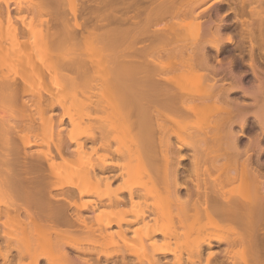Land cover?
Instances as JSON below:
<instances>
[{
    "label": "bare ground",
    "instance_id": "6f19581e",
    "mask_svg": "<svg viewBox=\"0 0 264 264\" xmlns=\"http://www.w3.org/2000/svg\"><path fill=\"white\" fill-rule=\"evenodd\" d=\"M201 1L203 2V0H198V3L197 1L196 3L193 1V5L192 3H189V5H187L188 3L182 5L181 2H183V0H148V2H146L149 4L146 3L147 5H139V3H142L140 2V0L139 3L138 0H85V2L83 0V2L81 1L80 5H78L77 2V4H72V7H69V14H66L64 8L65 3L63 1L62 2L64 4L57 0H50V3H47L48 5L43 3L44 5H46V7L48 6L47 11L50 10V13L52 12L51 14L53 15L50 19H48V21L51 20L50 24H48V29H50L55 34V36L53 37V39H51L52 35L50 39L45 36L48 41L52 40L54 43L57 42V45H59L61 42H63V44H65V42H75L79 36L78 34L82 33L84 35V39L88 42H90L89 39H91L92 42L93 37L94 39L96 37L97 40L98 37H106V41L108 40L109 44L116 45L120 44L121 42H125L128 45V49L124 48V51L122 52L120 49L119 54L117 51L115 52L117 53L115 55L118 56L117 59L115 58L116 62H114L115 65L113 66L115 68V70H113V73L116 72V75L113 74L115 76L114 78L113 75L108 73L101 78H98L101 79L99 81H97V79L95 78V81H93V78H88V80H85L87 79L86 73L89 70H87V68H89L90 66L88 65L89 67H86V64L85 66H83L84 69L82 70L81 66L84 65V63L82 64V61H84L82 60L83 53L81 54V52H78L77 50L75 52L72 51L69 54H67L68 52L65 54H59V57L62 60V63H60L64 68H70L69 70H71L72 65L74 64L73 67H77L78 70L75 71V75H78L79 78L83 77L84 81L82 80V82H79V84H77L78 86L80 85L78 87L80 97L79 99L77 98V101H79V103H77L75 99L72 100L73 103L74 101H76L75 103H77L81 107H87V112H85L86 108H82L85 115L79 117V119L82 118L80 121H84L85 117H89L91 115V111H97L105 107L108 104V101H113V99L122 100V107L125 105V107H127L130 111L132 110L131 113L133 112L136 115H134L132 118L129 117L128 120L126 119L125 126L130 129H136L138 134L141 135L137 136L136 133V136L142 140L141 143L145 144L146 148L150 149L148 150L145 148L146 150H148L147 155L145 154L146 157L138 159V165L149 169L153 168L154 170H156V172L158 171V174L160 172L159 175L161 176L158 178L163 179L162 181H160L161 188H152L151 192L149 188H144L143 190H138V192H136L137 189L136 191H134L130 187V189L126 190V196L118 194H115L113 196L101 194L100 187L102 186V184L105 185V187L107 186V188L110 187L112 182L117 179L118 176L120 177L121 175H123L124 172L122 170L120 172H116V170L120 166H122V164H120L114 158L115 154L117 155L119 152L118 150L111 149L109 140L105 137H102L103 133L108 131V129L110 128L109 124H99L97 126L98 133H91L82 140H77L78 138L68 133L66 134L67 138L65 139L59 134L58 141L55 143L56 154L58 158L65 162V164H67L68 166L72 165V171L66 179L61 180L60 177L64 174L61 171L58 172L57 166L60 162L55 161V159L49 161L47 163V167L44 165L42 166L43 162L40 156L35 153H29L25 150L26 147L32 146L34 142H31L26 138L24 139L25 133L22 134L21 132L25 131L26 129L29 131L32 130L34 118H36L33 114L28 113V110H32V107L33 109H35L37 115H39V118L43 116L45 118L46 116L44 115V112L53 109L54 104L56 105V102L55 100L50 98V92H52V97L55 92H48L49 90H46V95L45 90H43L46 97L43 95H40L43 96L40 97L38 95L40 93L37 92L35 94V98H33L35 95H33V97H25L26 94L30 95L31 93L29 90L24 88V84L25 86H27L26 83L29 81V78H27L26 76V78L21 77V81L19 82L20 78L15 80L14 78L9 77L10 71L12 70V68H15L14 66L17 65L16 63L19 64L25 61L28 64L30 63V65L32 66L35 65V62L32 58H28V60H25L23 51L21 50L18 52L16 59H14L16 61L13 60L12 63L0 65V189L2 190L4 195H0L3 198V202L0 198V237L6 236V230H4V227H7L6 225H8V223L16 222L22 226V232H24V234L28 237L30 234L32 235L34 233L36 235H44L45 237H47L50 243L52 242V245L50 244V247L52 246L55 252L60 256V258L62 257V259L67 262H64L63 264H100L101 262H99V259L101 256H104L106 259L112 256V253L110 254V252H105V250H96V244L98 243L99 245L100 238L102 239L108 236V233L105 231V229L113 225L121 228L122 223H125V230L119 231L122 234V232L129 230V226L131 224L138 223L140 220H145L143 225H139L132 230L133 235L135 234L139 237L153 239L155 235L162 234L164 238L161 239L162 242H160L161 240L159 241V243H157L156 240L150 242L152 246H155V248H153L152 256H147V261H149L150 264H164L165 262H160V257L156 258L153 255L158 254L161 256H165L168 253H173L174 249H171L170 243L168 242V237L172 235V238H175L176 235L179 236L180 234L179 232L175 231L177 229L175 228L176 225L175 227H172L173 229L175 228L174 232L173 230L171 231L172 228H170L169 231L171 233L168 234L166 233L167 231L164 228V230L162 229L163 226H161L160 224L157 225L158 223H156L158 221L156 219H158L157 217L160 212L164 214L169 211L174 212V215L176 213L177 219L175 217L174 218L177 220L176 224H179V226L181 225L180 229H182L183 226H188H185V224L189 222V219H192V222L197 221V223L195 222L194 225L195 227L197 224V228L195 229L193 227L191 229H195V232L197 234L193 230L192 232L198 235L197 238H199V242L197 241V244L195 242V246L193 245L192 247H188V249H186L187 259L191 263H200L201 256L203 255L205 249H207V256L205 258L204 264H221L220 261L218 262L216 260L217 253L210 249L214 245L225 242L226 246L228 245L229 248L231 246H233L234 248V245H236L237 247L239 246L243 254V258L240 257L242 259V264H264V174L260 172V169H258L257 166L253 165L251 160V153L249 152V147L251 149V146L257 144V142H254V144L252 143L251 145V139H249V144L245 148L242 149L238 146V137L243 134V129L246 126V108L242 103L240 104L239 101H230L228 100L229 98L227 99L224 97L223 92H225V90H227L228 88H226L224 86L225 84L219 82V79L216 78L215 75L217 69L209 64L208 61L210 59L205 51L206 45L209 44L211 48L215 50L216 53H218L221 50L223 43L232 42L233 37L231 35H227L225 37L223 36L224 38H222L221 25L218 23L216 24V26L213 25L214 27H211L210 25L213 24V22L210 20L208 21L209 25L205 26L208 27L205 29L207 33L204 30L206 34L204 36L203 43L199 42L200 47L199 45L197 46V52H194L196 48L194 47V45L192 46L195 48L193 52L196 54L195 57L192 56L191 60H193V57L195 59L197 55V67L203 65V69L206 70L204 76L206 79V83L204 84L205 81L203 82V89L199 92H196V95L199 96V98H202L200 99L201 101L203 99H208V103L212 102V100L219 101L220 105H218V110L220 111H218L219 113L214 119L213 124L211 123L210 125V127L212 128V136L209 135L208 132L204 133L202 141H197L196 139H194L196 141L191 140L190 144L192 145V148L194 150L195 148H197L198 151L201 143L205 144L204 141L206 139H211L212 141V139H214V135H216L215 139H223L222 141H225V146L223 145V148H219L220 146L217 148V146H215V148L217 149H215L214 151L213 149L212 151H208L207 153H205L206 157L205 155L201 156L202 159L196 157L197 155H194V162L190 164V167H188L190 173H188V176H190L189 180L193 182L192 186H194V188L187 187L186 183L184 182V184L182 182L183 178H181L182 175L185 176V174H182L181 170L184 168L186 170L187 167H183L181 165L180 160L182 159V157L179 158L178 156L181 155L177 154L179 153V150H181L183 146H185V144L182 143L176 147V155L171 154V149L173 147L171 145L172 138L169 129L167 130L168 126L165 124L164 119L169 118L170 122L173 123L177 120H175L176 118H171L172 115L178 117L179 119L186 118L187 113L190 112L186 107V102L190 100L189 98L193 97L194 95L193 93L183 90L182 88L176 89L173 85L172 87L170 85V82V84L167 83V81L166 83L158 82L159 78H157V81L155 77L159 75L158 73H156V70L158 72L157 68L159 66L157 67V64H154L157 62L154 61L155 59H150L149 54L153 50L157 52L159 49L164 48L163 45H168L169 40L179 41V39L181 40L186 38V33L184 31L182 32H184L185 34L182 32L179 33L181 30L179 29L180 31L178 32L177 29L181 23L180 18L184 17V13L185 15L193 13L194 9L196 8V6H198V4H200ZM241 3H245V0ZM259 3L260 2H258V4ZM257 5L256 8L259 6ZM120 6L125 8V15L116 13V10ZM87 7L89 8V10L86 11ZM262 7L259 6L258 10H256L257 12H259L257 13L260 19L259 21L261 23H264V17H262L261 13ZM232 8V10L234 11H239V8ZM33 9H35V11H39V9H41L38 2L33 4ZM84 11H86L85 15L87 12H89L88 15L90 14V17H85ZM119 11L117 10V12ZM12 13L13 12L10 8L9 3L7 1H4V5L0 6V22H2L3 20L11 19L13 15ZM82 15H84V17ZM167 16L170 17L167 18ZM174 16H177V18ZM194 16L199 17V13H196ZM23 17L24 16H22L20 19L21 25L16 28L15 32L10 37L11 42L16 45L18 44V47L26 46L27 43V39L20 38V35L23 33V31L27 29ZM91 17L95 18L96 21L94 20V23H91L92 20H89L91 19ZM70 19H72L73 22ZM203 23L201 24L203 25ZM53 26L55 27L54 30L51 29V27ZM80 31L85 32V34ZM196 37H190L189 42H191L192 40L195 41ZM214 37H217L218 40ZM188 38L189 36L187 37V39ZM192 38H194L195 40ZM213 38L216 39L217 42L210 43V40ZM5 39H0V45L5 41ZM181 41L183 42V40ZM186 41L187 40H185L184 42L187 43ZM182 42H179V44ZM43 43H45V41ZM173 43L174 42H172V45L176 46L175 44L177 42L174 44ZM157 48L158 50H155ZM180 49L182 48L180 47ZM113 51L112 53L114 54ZM190 53H188V55ZM194 53L192 54L194 55ZM157 55L160 56L158 53ZM39 62L40 64H42V61L40 59ZM188 62L186 59L185 64H188ZM229 65L230 64H228V72L232 77L230 85H232L234 88L241 89L246 94L254 96V114L259 125L261 127H264V71L258 72L259 70L257 69V71L255 68L257 66L253 64L255 67H252H254L253 70L254 75L256 76L257 83L254 85H250L247 88L241 85V74H234L231 70V65ZM74 68L73 70L76 69ZM79 69H81L82 71H80ZM71 73H67L69 75L68 79H76L77 76ZM155 74L157 76H155ZM64 78L67 80V76ZM70 79L69 81H71ZM83 82H85L86 84ZM43 83H45V81ZM99 85L114 87L109 93V97L106 96L104 101L103 97H100L98 100L96 98V95L94 94L95 92L93 91V88H98L100 87ZM22 87L28 92H24L22 90ZM57 90L59 91V89ZM260 95H263V97H260ZM258 96L260 98H257ZM93 97L96 99H94ZM73 98H75V96H73ZM207 102L205 103V105H207ZM212 103L215 105L216 102ZM63 105L64 104H60L62 108H64ZM15 106H17L19 115H14L11 113L12 108ZM247 111L249 110L247 109ZM48 117L50 118L51 116ZM234 123L240 126V134H238L237 132H233L234 130H232V125ZM71 126H73V124H71ZM214 130L215 134H213ZM155 136L159 137V140L157 142L159 144L158 146H153L155 143H153L152 139ZM18 139L20 140L21 144H18ZM73 142L78 144L79 150L82 152L85 151L88 142L92 144L89 147L91 148V151L98 152L100 150L101 152L98 153L95 160L82 159L80 160L81 162L72 164L70 162V157H68L65 152H69L68 150H70L69 148ZM203 147L205 148V146ZM257 147L260 152L263 150V147L258 146V144ZM204 148L202 149L203 152H205ZM207 148H210V146ZM146 150H144V152H146ZM200 153L201 152H199L198 156H200ZM118 155H121V153H119ZM221 157H230L231 161L226 158L228 161L221 165H218V160H220ZM125 164L129 165L130 162L128 164ZM84 169L86 171L90 170L92 172V176H83L81 179H78L81 170L84 171ZM217 170L219 173L218 175H214L213 173H211V171L216 172ZM126 172L129 173L130 171L128 170ZM236 182L241 183L239 184V186L243 185L244 188L247 186V188H245L246 190L243 188L244 191L242 190L241 194L239 192L238 194L234 195H231V193L228 194L225 189L226 184L228 185ZM52 189H58L60 190V192L52 194ZM182 189H185L184 196H182L180 193ZM154 191L156 192L155 194L158 193L161 196L167 198L168 203L165 210L161 209L160 212L157 211V216L153 217L154 221L149 222L148 220H146V218L153 213L152 209L149 207L145 208L146 205L144 204V202H136L134 199L136 196H140L143 198V200H145L146 197L153 194ZM74 195H77L79 199H81L85 195L95 196V199L91 200V202L94 203H91L92 212L94 210L95 213L94 216L98 215L99 217L101 214L99 213V209L100 207H103L105 205L110 207H121L128 204L129 206L120 212L121 214L132 213L133 218L127 219L119 216L120 213L118 211L113 214V218L111 217L110 219L104 221L102 223V227L95 228L94 226L87 223L85 217L86 215H81L82 213L80 214L78 212L80 210L82 211V209H87V207L86 204L79 203L74 200ZM136 204L139 206V209L134 210L133 206ZM70 208H73V211H71V213L69 212ZM191 211H193V215H189V212ZM96 212L98 213L96 214ZM204 219L205 222L203 221ZM200 220L203 222H201ZM214 228L219 230L222 229L223 234L220 235V237L219 235L215 234L216 237H214L213 233L208 232L210 229L213 230ZM183 230L185 231V229ZM189 231L191 232V230ZM72 232H76L78 233V235L83 234L84 236H82V238L87 236V242L85 243L88 245L84 246L81 243H68L65 242V240H63L65 243L60 242V240L62 241L63 237V239H65V237H68L67 235ZM166 234H168V236H166ZM6 243V246L9 247V250L7 249L6 252L1 253L3 250L1 251L0 249V255L4 258L3 260L8 259V255L11 252L10 250L13 249L11 248V245H9L8 240L6 241ZM161 243L163 245H160ZM157 244H159V247H157ZM67 247L71 250L81 252L83 255L96 253V260L92 259L91 261L89 260V258L80 256V262H78V258L76 260V258L71 256L70 251L67 249ZM229 248L227 247L226 250H224L226 255L228 253L230 254L232 251V249L229 250ZM16 249L17 255H19V257L31 255L33 264H40V259L45 255L44 250V252H41V250H38V247L34 246H24L18 247ZM116 254H120L122 256L120 263L129 264L124 260L125 252L123 250L117 251ZM178 262L176 264H179ZM228 264H234V261L232 259H229Z\"/></svg>",
    "mask_w": 264,
    "mask_h": 264
},
{
    "label": "rangeland",
    "instance_id": "374dc122",
    "mask_svg": "<svg viewBox=\"0 0 264 264\" xmlns=\"http://www.w3.org/2000/svg\"><path fill=\"white\" fill-rule=\"evenodd\" d=\"M4 1H7L9 3L10 8L12 9L13 15H12L11 19L3 20L2 22H0V39L6 38L5 41L0 45V65L12 63L13 60L16 59L18 52L22 50L23 56L25 57V60L26 59L28 60V58H32L35 62V65L32 66V65H30V63L28 64L25 61L21 62L19 64L16 63L17 65L15 64L16 65V66H14L15 68L14 69L12 68V70L10 71L9 77L14 78L15 80L20 78L19 82L21 81V77L26 76L27 78H29V81L26 83L27 86H25V84H24V88L29 90L31 93H30V95L26 94L25 97H28V96L33 97V95H35L36 92L40 93V94H38L39 96L43 95L46 97V95H47L46 90H49L48 92H50V91L55 92L53 97H52V92H50L51 93L50 98L55 100L56 105L54 104L53 109L44 112V115L46 116L45 118H44V116L39 118V115H37V113H36L35 109H33V107H32V110H30V111L28 110V113L33 114L36 118H34V123H33L31 131H29L25 128L26 130L24 129L25 131L21 132L22 134L25 133L24 139L26 138L29 141L34 142V144L32 146L26 147L25 150L29 153H35L38 156H40L42 158V162H43V163L41 162L42 166L44 165L47 167V163L49 161L54 160V159H55V161L60 162L59 165L57 166V170H58V172L61 171L64 174L60 177L61 180H63L69 176L70 172L72 171V165L68 166L67 164H65V162L63 160H61L60 158H58V156L56 154L55 143L58 141L59 134L61 136H63L65 139L67 138L66 134L68 133V134H72L73 136L78 138L77 140H82V139H85V137L91 133H94V132L98 133L97 126L99 124H107V125L109 124L110 128L108 129V131L103 133L102 137H105L109 140L111 149L118 150V152L121 153V155H118L119 153L117 155L115 154V157H114L120 164H122V166H120L122 168L119 167L116 170V172L117 171L120 172L121 170L124 172L129 170L130 172L129 173L123 172V175H121L120 177L118 176V178L115 179L112 182V184L110 185V187H108V188H107V186L105 187V185L102 184V186L100 187L101 194L102 195H104V194L112 195V196L115 194H118V195L126 196L127 195L126 190L130 189V187L134 191H136V189H137L136 192H138V190H143L144 188L145 189L149 188L150 192H151L152 188H156V187L158 189L161 188V186H160L161 182L160 181H162L163 178H161V179L158 178L161 176V175H159L160 172L158 174L157 173L158 171L156 172V170H154L153 168H152L153 169L152 170L151 168L149 169V168H145L141 165H138V163H139L138 159L146 157L145 154L147 155V151L150 149L146 148V145L141 143L142 140L139 137H137L140 134H138L136 129H133V128L130 129V128H127L125 126L126 125V123H125L126 119L128 120L129 117L132 118L135 115L133 112L131 113L132 110L130 111L127 107H125V105L122 107V105H123L122 100H119V99L114 100L113 99V101H111V100L108 101V104L105 107H103L97 111H93V112L91 111L90 112L91 115L89 117H87L88 119L85 117L84 121H80L82 118L79 119V117L82 115H85L83 112V109L86 108L85 112H87L86 111L87 107H81L80 105L77 104V103H79V101H77V100L80 97V94H79L80 92L78 90L79 89L78 87L80 85L78 86L77 84H79V82H82L83 77L79 78L78 75H75V71H78V70H77V67L74 66L76 69L73 67L74 64L72 65V68H71L72 73H71V70H69L70 68H64L63 66H61L62 60L59 57V54H61V53L65 54L68 52L67 54H69L70 52H72V51L75 52L76 50L78 52H81V54L83 53L82 54L83 55L82 60H84V61H82V64L84 63V65L81 66L82 70L84 69L83 66H85L86 64H87L86 67L90 66L89 68H87V70L88 69L89 70L86 73L87 79H85V80H88V78L89 79L93 78V81H95L94 80V78H95V79H97V81H99L101 79H98V78H101L102 76H104L108 73L111 75L116 73V72L113 73V70H115V68L113 67L115 65L114 62H116L115 58L117 59V56H118V55H115V54H117L115 52L117 51L119 54L120 49L122 52V51H124V48L126 49L128 47V45L125 42H121L120 44H116V45L109 44L108 40L106 41V39H107L106 37H100L101 39L98 37V40L96 39V37H95V39L93 37L92 42H91V39H89L90 42H88L84 39V37H83L84 35L82 33L78 34L79 40L77 38V40L75 42H70V43L65 42V44H63V42H61L62 44L58 43L59 45H57V42L54 43L52 40L48 41V39L51 38V35H52L51 39H53V37L55 36V34L50 29H48V26H49L48 24H50V22H51V20L48 21V19H50L51 16H53L51 14L52 12L50 13V10L47 11L48 6L46 7V5H44L47 3L49 4L50 0H0V6L4 5ZM57 1H59V2L63 1L65 3L64 4L62 2L65 5V6L64 5L63 6L65 8L66 14L70 13L69 7H72V4L74 5V4L78 3V5H80L81 1L83 2V0H76V1L75 0H57ZM146 1L148 2V0H145V2H144V0H140V2H142V3H139V0H138V3H139V5L140 4H143V5L149 4ZM193 1L195 3L197 1V3H198V0H196V1L195 0H188V2H187V0H183V2H181V3H182V5L187 4V3H188L187 5H189V3H192V5H193L194 4ZM263 1L262 0H259V1L258 0H250V1L245 0V3H241V2H244V0H223V1L222 0H203V2L201 1L200 4H198V6H196L193 13H190L189 15L187 13H186L187 15H185V13H184V17L180 18L181 19L180 25L178 26V28L176 27L178 29V32L181 30L179 33H181L182 31H184L186 33V38L181 39V40H183V42L185 40H187L186 41L187 43H185V42L183 43L180 39H179V41L178 40H176V41L175 40L174 41L169 40L170 42L168 41V45H165V44H164L165 46L163 45L164 48L159 49V50H158V48L155 49V50H158L160 52H158V51L156 52L153 50L151 52L152 54L151 53H150L151 55L149 54L150 59L151 58L153 60L155 59L154 61L157 62L154 64H157V67L159 66L157 68L158 72L156 70V73H158L159 75L157 76L155 74V76H157L155 78L156 79L159 78V81L157 79L158 82H160V83L161 82L166 83V81H167V83L170 82L171 84L170 83L169 84L171 86L173 85L174 88H176V89L182 88L183 90L189 91V92L193 93V95H194L193 97H190L189 98L190 100H188L186 102V107L190 111L187 113L186 118L179 119L176 116L170 115L171 118H176L175 120H177L173 123L170 122L169 118L164 119L165 124L168 126L167 130L169 129L170 135L172 138V144L171 145L173 147L171 149V154L176 153V150H177L176 147L178 145L183 143L186 146V147L183 146V148L181 150H179V153L177 155H181V156H178L179 158L182 157V159L180 160L181 165L183 167H187L186 168L187 171L185 170V168L181 170L182 174H185V176L182 175L181 178H183V180L182 179L181 180L183 183L185 182L186 186L189 188L190 187L194 188V186H192L193 182L191 180H189L190 176H188V173H189L188 167H190L191 166L190 164L194 162L193 161V158L195 157L194 155H197L196 157L201 158V156L202 155L204 156L205 153H207L208 151H212V149L214 151L219 146H220L219 148H221L225 142V141L224 142L222 141L223 139L218 140V138H217V140H216L215 139L216 135H214V139H212L213 142L211 141V139H206L204 141L205 144L201 143V145L198 148V151H197V148H195V150H194L192 148V145L190 144L191 140H193V141H196V140L200 141L201 140L202 141V137H203L204 133L208 132V134L212 136V134H211L212 128L210 127V125H211V123L213 124L214 119L216 118V116L219 113L218 111H220V110H218L219 109L218 105H220L219 101L212 100V102H216L214 105L212 102L208 103L207 102V101H209L208 99H206V100L203 99L201 101L200 99H202V98H199V96L196 95V92L201 91L204 87L203 82L206 80L204 77L206 70L203 69V65L202 66L200 65L199 67H197L198 66V63H197L198 60H197V55L195 58L196 60L194 59L195 54H196L194 52H197V50H198L197 46L200 43H203L204 36L207 33L205 29L208 28L205 26L209 25V23H208L209 20L213 22V24L210 23L211 27H214L213 25L216 26V24H218V23L221 25V37L222 38H224L227 35H231L233 37L232 42H224L223 43L222 48L218 53H216L215 50H213L209 44L206 45L205 51H206V53L210 59V60L208 59L209 64H211L212 66H214L217 69V72L215 75L216 78H218L219 82L224 83L225 84L224 86L226 88H228L227 90H225V92H223L224 97L227 99L229 98L228 100H230V101H234V102L239 101V103L240 104L242 103L244 105V107L246 108V112H247L246 113V126L243 129V131H244L242 134L243 136L240 135L238 137V146H239V148H242V149L245 148L249 144V139H251V145H252V143L254 144V142L255 143L257 142L258 146L263 147V150L260 152L258 147H257V144H254L251 146V149L249 147V152L251 153V160H252L253 165L257 166V168L260 169V172L262 174H264V127H261L259 125L257 118L254 114V110H255V105H253L254 104V96L250 95V94H246L241 89L234 88L232 85H230L231 81H232V77H231V74L228 72V64H230L231 66L230 65L229 66L231 67V70L234 74H236V75L241 74L240 75L241 76V85L248 88L250 85H254L257 83L253 68L255 66H257L255 68H256V70L257 69L259 70V71L257 70L258 72L264 71V43H263L264 42V40H263L264 39V32H263L264 31V28H263L264 23H261L259 21L260 19L257 15V13H259V12H257L259 6L260 7L263 6L261 13H262V17H264L263 16L264 15V2ZM37 2L41 8V9H39V11L38 10L35 11V9H33V4H35ZM84 2H85V0H84ZM258 2H260V3L258 4ZM69 4H70V6H69ZM256 5L258 6L257 8H256ZM184 6H186V5H184ZM232 7L239 8L238 9L239 11L232 10L233 9ZM119 8L117 10L118 11L120 10V11L117 12V10H116V13H118L120 15H125V13H126L125 8L122 6H120ZM45 9H46V11H45ZM241 9H243V10H241ZM87 10H89L88 7H87L86 11ZM86 11H84V15H85ZM88 13L89 12L86 13L85 17H88V16L90 17V14L88 15ZM90 13H91V11H90ZM196 13L197 14L199 13V17L194 16ZM84 15H82V16L84 17ZM22 16L25 17V18L23 17V19L25 20L24 23L26 24L27 29L23 31V33L20 35L21 36L20 38L27 39V43H26V46H20V47H22V48H20V47H18L19 46L18 44H17L18 45L17 46L16 44L11 42L10 37L15 32L16 28H18L21 25L20 19ZM177 16H179V15H177ZM177 16H174V17L177 18ZM181 16H183V15H181ZM256 16H257V18H256ZM169 17L167 16V18H169ZM87 19H89V18H87ZM192 19H194V20H192ZM70 20L72 21V19H70ZM89 20L90 21L92 20L91 23H94L96 21L94 17L93 18L91 17V19H89ZM202 21L205 23H203ZM199 23L200 24L203 23V25L201 24V26H200ZM259 24H261V25H259ZM54 28H55L54 26L51 27L52 30H54ZM202 28H204V29H202ZM258 28L262 29L263 31L259 30ZM204 30L206 33L204 32ZM80 32H83V31H80ZM184 32H182V33H184ZM46 33H47V35H46ZM83 33L85 34V32H83ZM262 33H263V35H262ZM196 35H197V37H196ZM45 36L48 39H46ZM188 36H189V38L187 39ZM193 36L196 37L195 38L196 40L194 38H192L195 41H193L191 39L193 42L192 41L189 42L190 37H193ZM259 36H262V37H259ZM81 38H83V39H81ZM90 38H92V37H90ZM180 38H182V37H180ZM214 38H217V37H214ZM214 38L210 40V43L217 42L216 39H214ZM217 40H218V38H217ZM44 41H45V43H43ZM261 41H262V43H261ZM172 42H174V43L177 42L175 44L176 46L172 45ZM179 42H182L183 45H182V43L179 44ZM193 43H195V44H193ZM45 44H47V45H45ZM139 44H141V43H139ZM119 45H121V46H119ZM123 45H125V46H123ZM193 45L196 49L194 47H192ZM201 46H202V44H201ZM180 47L182 49H180ZM199 47H200V45H199ZM163 50H165L166 52ZM189 50L191 53L189 52ZM193 50H194V52H193ZM112 51L114 52V54L112 53ZM161 51H163V52H161ZM110 52H111V54H110ZM157 53L159 55L161 53L162 54L160 56H158ZM188 53H190V54L188 55ZM192 53H194V55ZM153 54H155V55H153ZM192 56H194L193 60H191ZM39 59L42 61V64H40ZM186 59H187V62L189 61L188 62L189 65L187 63H186L187 65L185 64ZM252 60L254 63L252 62ZM14 61H16V60H14ZM90 62H91V65H90ZM194 65H195V67H194ZM252 66H254V67H252ZM196 67H197V69H196ZM73 68L75 70H73ZM79 70L82 71L81 69H79ZM73 71H74V73H73ZM123 72H125V71H123ZM67 73L74 74L75 76H77L78 79L74 78L75 80L74 79L71 80L69 78L71 80V81H69V79H68L69 75ZM66 76H67V80L64 78ZM114 77L115 76L113 75V78ZM44 81H45V83H43ZM83 83H85V82H83ZM205 83H206V81L204 82V84ZM80 84H82V83H80ZM60 86H61V89H60ZM99 86L100 87H98V88L94 87L93 91L95 92L94 94L96 95V98L98 100L100 97L101 98L103 97V101H104L106 96L109 97V93L112 91V88H114V87L113 86L112 87H106L105 85H103L104 87L101 85H99ZM24 88L22 90L24 92L26 91V93H27L28 91L25 90ZM57 89H59V91ZM62 89H63V91H62ZM43 90H45L46 95L44 94ZM32 91H33V94H32ZM93 91H92V94H93ZM43 96H40V97H43ZM73 96H75V98H73ZM35 97H36V95L33 98H35ZM260 97H263V95H260ZM260 97L258 96L257 98H260ZM96 98H94V99H96ZM73 99H75L77 101V103H75L76 101H74V103H73V101H72ZM206 102H207V105H205ZM53 103H54V101H53ZM60 104H64L63 106L65 109L62 108L60 106ZM247 109L249 111H247ZM11 113L14 115H19V111L17 109V106L12 108ZM48 116H51V117L49 118ZM83 118H84V116H83ZM71 124H73V126H71ZM232 130H234L233 132H237L238 134H240L241 128L238 124L234 123L232 125ZM136 133H137V136H136ZM213 134H215V130H214ZM177 137L178 138L180 137V138L178 139ZM191 138H193V139H191ZM194 139H196V140H194ZM158 140H159L158 136H155L152 139L153 143H155L153 146L159 145L157 143ZM18 144H21L19 139H18ZM90 145H92V144L90 142H88L85 151L82 152L79 150L78 144L73 142L69 148L70 150H68L69 152H65V154L68 155V157H70V162L72 164L73 163L77 164L78 162H81L80 160H82V159L95 160L98 153H100L101 151L100 150L98 152L91 151V148H89ZM203 146H205L206 150ZM209 146H210V148H207ZM215 146H217V148H215ZM200 147H201V149H200ZM202 147L204 148L205 152L202 151V149H203ZM145 148L148 150H146ZM144 150H146V152H144ZM199 152H201L200 156H198ZM205 157H206V155H205ZM205 157H203V158H205ZM221 158H220V160H218V162H219L218 165H221V164L225 163L226 161H228L226 158H228L230 160V157H226V158L221 157ZM108 159H110V158H108ZM129 162H130L129 165L125 164V163L128 164ZM46 167H44V168H46ZM211 173H213L214 175L219 174L218 170L216 172L211 171ZM83 176H86V177L92 176V172L90 170L86 171L85 169H84V171L81 170L78 179H81ZM236 183H233L234 185L233 184H228V185L226 184L225 189H226L228 194L231 193V195L232 194L234 195V194H238V192L241 194L242 193L241 191L242 190L244 191V189L247 188V186L245 188L243 185L239 186V184H241V183H238V182H236ZM227 189H229V190H227ZM51 192H52V194L53 193L55 194L56 192H60V190L52 189ZM155 193L156 192L154 191L153 194L146 197L145 200H143V198L140 196H136L134 199L136 202H139V201L144 202V204L146 205L145 208L149 207L152 209L153 213L150 214V216L146 218V220H148L149 222L154 221L153 217L157 216V213H158L157 211L160 212L161 209L165 210L167 203H168L167 198H165L164 196H161L158 193L157 194H155ZM180 193L182 196H184L185 195V189H182ZM1 194L3 195V192L0 189V195ZM0 198L2 201V199H3L2 196H0ZM73 198H74V200H76L79 203L86 204L87 209H84V210L82 209V211L80 210L78 212L80 214L82 213L81 215H84V216L86 215L85 217H86L87 223L94 226L95 228L96 227L97 228L102 227V223L104 221H106L107 219H110L111 217L113 218L114 217L113 214L115 212H118V211L120 213L119 216H122V217L127 218V219L133 218L132 213H124V214L122 213L121 214V212H120V211L126 209L129 206L128 204L121 206V207H110V206H106V205L103 207H100V209H102V210H100L98 208L99 213H101L100 216L98 217V215L94 216L95 215L94 210L92 212L91 203L92 204H94V203L91 202V200L95 199V196L85 195L81 199H79L77 197V195H74ZM133 208H134V210H137V209H139V206L136 204L133 206ZM72 209L70 208V211H69L70 213H71V211H73ZM100 211H102V212H100ZM168 212L164 213V214H162L160 212L161 214L159 213V215L157 217L158 219H156L158 221L156 223H158L157 225L160 224L161 226H163L162 229L164 228L167 231V232L166 231H163V232H166L168 234L171 233L169 231L170 228H172L173 226L175 227V225H176L175 228H177V229L175 230V228L174 229L172 228L171 231L173 230V232H174V230H175V231L179 232L180 233L179 236L176 235L177 238L175 236H174L175 238H172V235L169 236L170 238L168 237V239H169L168 242L170 243L171 249H174L173 250L174 252L168 253L165 256H161L158 254L157 255L155 254L153 256L156 258L160 257L159 258L160 262L161 263L165 262L164 264H172V263L176 264L178 261H179L178 262L179 264H193L187 259L186 249H188V247H192L193 245L195 246V242H196V244H197V241L199 242V238H197L198 235H196L197 233L195 232V229L197 228V224L194 227L195 222L197 223V221L194 220L195 222H192L193 220L189 219L188 220L189 222L187 221L188 223L185 224V226L186 225H188V226L184 227L182 225L183 228L180 229L181 225L179 226V224L178 225L176 224V222H177L176 213L174 215L173 214L174 212H169L170 214ZM97 213L98 212H96V214ZM192 213H193V211L189 212V215H191ZM203 221L205 222V219ZM203 221H201V222H203ZM144 222H145V220H140L138 223L131 224L129 226V230L122 232V234L119 231L125 230L124 229V227H126L125 223H122L121 228L113 225V226L105 229V231L108 233V236H106V238H102V239L100 238L99 245H98V243L96 244V250L97 251H99V250L104 251L105 250V252H110V254L112 253V256L108 259H106L104 256H101L99 259V262H101L100 264H104V263L105 264L106 263L107 264H122V263H120L122 256L120 254H116L117 251H121V250H123L125 252L124 260L129 264H136V263H138V264H140V263L141 264H143V263L144 264H150L149 261H147L148 257H149L148 255L152 256L153 248H155V246H152L150 242H152L153 240H156L157 243H159V241L161 239H164V238H163L162 234L155 235L153 237V239H148L146 237H139L135 234H134L135 235L134 236L132 230L139 225L140 226L143 225ZM6 226L7 227H4L5 228L4 230H6V236L0 237V249H1V251L3 250L1 253L6 252L7 249L9 250V247L6 246L7 240H8L9 245H11V248H13V249L10 250L11 252L8 255L7 260H3L4 258L0 255V264L1 263L2 264H33L31 255L30 256L25 255V256H20V257H19V255H17V249L16 248L24 247V246L25 247H27V246L33 247L34 246V247H38V250H41V252L43 250L45 251V252L43 251L45 253V255L40 259V264H63L64 262H66L65 260L62 259V257L60 258V256L55 252V250L53 249L52 246L50 247V244L52 242L50 243L49 239L47 237H45L44 235L43 236L42 235H36L34 233L32 235L30 234L31 236L29 235V237H28L24 234V232H22L23 231L22 226L16 222L8 223V225H6ZM193 227L195 229H191ZM183 229H185V231ZM189 230H191V232ZM192 230L196 234L194 232H192ZM206 230H207V228H206ZM210 230L208 232L213 233L214 237H216L215 234L219 235V237H220V235L223 234L222 229L219 230V229L214 228L213 230L212 229H210ZM185 232H188V233H185ZM189 232H190V234H189ZM168 234H166V236H168ZM77 235H78V233L72 232V233L68 234L67 235L68 237H65V239H63L64 238L63 237L62 241L60 240V242H62V243L68 242V243H74V244L81 243L84 246L85 245L87 246L88 244L85 243V242H87V238H86L87 236L82 238V236H84L83 234L78 235V236ZM200 236H202V235H200ZM63 240H65V242ZM160 242H162V240ZM214 244H216V243H214ZM160 245H163V244L161 243ZM235 246L236 245H234V248H233V246H231L232 248L231 247L229 248L228 245L226 246L225 242H222L218 245H214L210 250L215 251V253H217V255H216L217 259L216 258L215 259L218 262L220 261L221 264H228L229 259H232L234 261V264H242V259H241V258H243L242 251L239 248V246L238 247L237 246L235 247ZM157 247H159V244H157ZM227 247L229 248V250L232 249V251L230 254L228 253L226 255L224 250H226ZM67 249L70 251L71 256L76 258V260L78 258V262H80L79 261L80 256H83L85 258H89V260H91V261H92V259L94 260L97 257L96 253L83 255L81 252L71 250L68 247H67ZM237 249L240 250L241 252L238 251ZM206 253H207V249H205L203 255L201 256L200 263L197 262L198 264H204L205 263L204 261H205V258L207 256ZM81 259H82V257H81ZM215 259H214V261H215ZM162 260H163V262H162Z\"/></svg>",
    "mask_w": 264,
    "mask_h": 264
}]
</instances>
